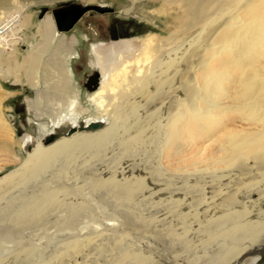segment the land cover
Segmentation results:
<instances>
[{
	"label": "bare ground",
	"instance_id": "bare-ground-1",
	"mask_svg": "<svg viewBox=\"0 0 264 264\" xmlns=\"http://www.w3.org/2000/svg\"><path fill=\"white\" fill-rule=\"evenodd\" d=\"M53 1L0 0V15ZM147 1L170 19L162 36L90 48L100 84L85 120L106 123L0 178V264H220L234 251L240 264L260 251L243 254L264 210L242 220L264 208V0ZM87 113L72 100L56 121ZM0 131L13 140L1 116Z\"/></svg>",
	"mask_w": 264,
	"mask_h": 264
},
{
	"label": "rangeland",
	"instance_id": "rangeland-1",
	"mask_svg": "<svg viewBox=\"0 0 264 264\" xmlns=\"http://www.w3.org/2000/svg\"><path fill=\"white\" fill-rule=\"evenodd\" d=\"M130 1L56 0L35 4L26 10L21 20V45L6 51L0 60V96L3 97L0 116L13 134V140L7 141L5 132L0 131V178L15 172L30 156L20 150L24 139L35 137L29 132L30 126L49 129L58 114H62L72 100H76L81 108L89 109V113L79 119H92L96 116L87 99L99 86L92 92L81 86L83 75L96 72L100 76L90 51L92 45L123 41L130 42L133 48H139L150 34L162 36L170 22L169 18L162 16L163 5L149 3L147 0ZM67 5L85 8V12L69 31L58 33L50 12ZM42 10L45 12L39 16ZM106 28L117 29V36L98 37L99 32ZM98 81L99 85L100 77ZM60 104L62 109L56 112ZM263 210L255 208L252 215L242 221H261ZM259 237L243 253L244 256L252 249L264 245V235ZM235 252L220 264L235 263ZM257 257L243 259L242 256L237 261L243 260L240 264H254Z\"/></svg>",
	"mask_w": 264,
	"mask_h": 264
},
{
	"label": "water",
	"instance_id": "water-1",
	"mask_svg": "<svg viewBox=\"0 0 264 264\" xmlns=\"http://www.w3.org/2000/svg\"><path fill=\"white\" fill-rule=\"evenodd\" d=\"M95 10H98L95 8ZM45 10H42L41 16ZM85 12V8H79L75 5H67L64 8L52 10L51 17L54 27L58 33L69 31L73 25L78 21L80 16ZM98 73L92 72L93 87L95 89L98 85ZM64 117L55 122V124L49 129H41L37 126H30L29 132L35 137L24 139L20 150L27 155L34 147L49 145L63 137L70 136L74 133L92 131L98 129L102 124L106 123V120H85V119H73L63 114ZM257 259L254 264H264V245L257 253Z\"/></svg>",
	"mask_w": 264,
	"mask_h": 264
},
{
	"label": "built area",
	"instance_id": "built-area-1",
	"mask_svg": "<svg viewBox=\"0 0 264 264\" xmlns=\"http://www.w3.org/2000/svg\"><path fill=\"white\" fill-rule=\"evenodd\" d=\"M21 15L8 12L0 15V50L17 48L22 43Z\"/></svg>",
	"mask_w": 264,
	"mask_h": 264
},
{
	"label": "flooded vegetation",
	"instance_id": "flooded-vegetation-1",
	"mask_svg": "<svg viewBox=\"0 0 264 264\" xmlns=\"http://www.w3.org/2000/svg\"><path fill=\"white\" fill-rule=\"evenodd\" d=\"M64 7L65 6L59 8H64ZM116 34H118L117 29L106 28L104 29L103 32H99L98 37H102V36L115 37L117 36ZM91 77H92V73H90L89 75H83V81L81 82V86L83 87V89H86L89 92H92L94 90V89L91 90V88L93 87V79H91Z\"/></svg>",
	"mask_w": 264,
	"mask_h": 264
}]
</instances>
